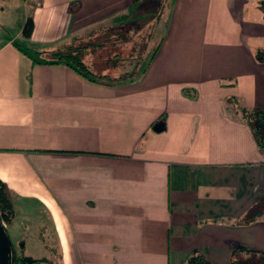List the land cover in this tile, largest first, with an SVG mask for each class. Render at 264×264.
<instances>
[{"label": "crops", "instance_id": "0c3cea01", "mask_svg": "<svg viewBox=\"0 0 264 264\" xmlns=\"http://www.w3.org/2000/svg\"><path fill=\"white\" fill-rule=\"evenodd\" d=\"M133 2L23 0L31 37L0 36L13 210L49 264H264V155L235 101L264 110V0H170L131 79L45 61Z\"/></svg>", "mask_w": 264, "mask_h": 264}, {"label": "trees", "instance_id": "16d2710c", "mask_svg": "<svg viewBox=\"0 0 264 264\" xmlns=\"http://www.w3.org/2000/svg\"><path fill=\"white\" fill-rule=\"evenodd\" d=\"M141 1L146 4L149 0ZM160 1L161 7H163L164 3L168 2V0ZM131 17V20L113 24H107V22L104 21V25L103 23H100L97 26L86 30L82 33V35L72 36L70 39H68V41L60 45L58 48L50 51L48 54L49 56L48 58H45V61L48 63L64 62L78 73L94 81L103 79L113 82L133 78L139 71H144L146 69V59L149 57L152 59L159 45L149 55V53L146 51V40L148 37L145 36L144 41L141 37V34H144V28L135 24V14ZM33 30L34 18L31 14H29L22 28V34L24 37L29 38L31 37ZM110 44L130 45V51L126 57L131 66L125 69L122 74L114 77L109 76L106 73H96L84 60L86 55H88L93 50H97ZM134 61L135 63H133ZM235 101L237 111L240 114V119L251 128L256 143L264 155V110L246 107L242 105L238 99H235ZM13 213L14 210L10 190L8 189L6 183L0 179V219L2 221L8 222L11 220ZM253 252L254 255L256 253L261 257H264L262 252L256 250H253ZM47 260L48 259L45 257L33 258L27 255H15L13 251L12 264H37ZM196 263L212 264L202 255H197L190 261V264Z\"/></svg>", "mask_w": 264, "mask_h": 264}, {"label": "rangeland", "instance_id": "374dc122", "mask_svg": "<svg viewBox=\"0 0 264 264\" xmlns=\"http://www.w3.org/2000/svg\"><path fill=\"white\" fill-rule=\"evenodd\" d=\"M133 1L132 7L123 11V20H131V16L135 14V24L144 28V34H141L143 41L145 36L148 37L146 40V51L150 55L161 42L163 36L162 31L168 17L167 9L170 0L164 3L163 7L160 5V0H149L146 4L141 0ZM26 19L27 12L23 7V0H0V36L2 38L14 35L20 29L22 30ZM129 51L130 45L110 44L97 50H93L86 55L84 60L96 73H106L109 76L114 77L122 74L125 69L131 66L126 57ZM133 63H135V61ZM12 218L13 221L10 227L7 223L9 227L7 232L14 245V254L19 256L27 255L33 258H38L44 255L47 256V250L41 247L39 239L36 236V230L32 227L34 224H30V227L27 230L29 224H27V220L22 210L20 209L16 213L14 211ZM30 228L32 230H30ZM36 241L37 245H35ZM23 243L24 246H22ZM37 264L49 263L40 262Z\"/></svg>", "mask_w": 264, "mask_h": 264}, {"label": "water", "instance_id": "95a60500", "mask_svg": "<svg viewBox=\"0 0 264 264\" xmlns=\"http://www.w3.org/2000/svg\"><path fill=\"white\" fill-rule=\"evenodd\" d=\"M13 263V247L8 233L0 219V264Z\"/></svg>", "mask_w": 264, "mask_h": 264}]
</instances>
